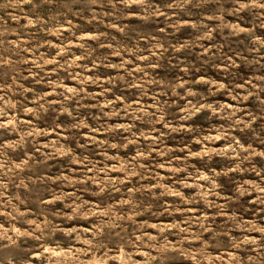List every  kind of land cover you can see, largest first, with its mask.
I'll list each match as a JSON object with an SVG mask.
<instances>
[{
	"label": "rangeland",
	"instance_id": "374dc122",
	"mask_svg": "<svg viewBox=\"0 0 264 264\" xmlns=\"http://www.w3.org/2000/svg\"><path fill=\"white\" fill-rule=\"evenodd\" d=\"M0 264H264V0H0Z\"/></svg>",
	"mask_w": 264,
	"mask_h": 264
}]
</instances>
